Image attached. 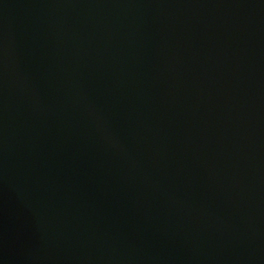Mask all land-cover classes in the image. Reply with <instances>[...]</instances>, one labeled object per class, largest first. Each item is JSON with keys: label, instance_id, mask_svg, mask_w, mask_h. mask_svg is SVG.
<instances>
[{"label": "water", "instance_id": "95a60500", "mask_svg": "<svg viewBox=\"0 0 264 264\" xmlns=\"http://www.w3.org/2000/svg\"><path fill=\"white\" fill-rule=\"evenodd\" d=\"M0 264H264V0H0Z\"/></svg>", "mask_w": 264, "mask_h": 264}]
</instances>
